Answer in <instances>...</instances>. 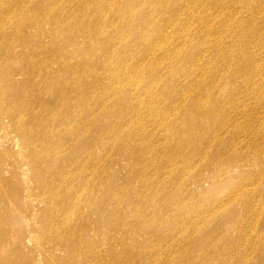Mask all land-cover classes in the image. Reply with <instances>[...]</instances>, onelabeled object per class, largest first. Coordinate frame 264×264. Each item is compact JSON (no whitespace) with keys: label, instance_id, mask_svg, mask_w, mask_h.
Segmentation results:
<instances>
[{"label":"rangeland","instance_id":"rangeland-1","mask_svg":"<svg viewBox=\"0 0 264 264\" xmlns=\"http://www.w3.org/2000/svg\"><path fill=\"white\" fill-rule=\"evenodd\" d=\"M0 264H264V0H0Z\"/></svg>","mask_w":264,"mask_h":264}]
</instances>
